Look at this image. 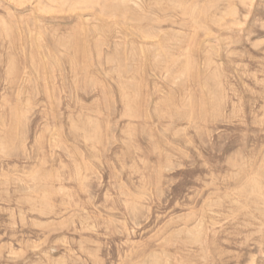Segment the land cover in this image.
<instances>
[{"label":"rangeland","instance_id":"obj_1","mask_svg":"<svg viewBox=\"0 0 264 264\" xmlns=\"http://www.w3.org/2000/svg\"><path fill=\"white\" fill-rule=\"evenodd\" d=\"M0 264H264V0H0Z\"/></svg>","mask_w":264,"mask_h":264}]
</instances>
